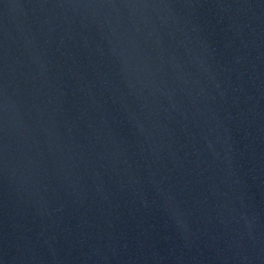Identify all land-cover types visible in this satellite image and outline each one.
<instances>
[{
	"label": "water",
	"instance_id": "obj_1",
	"mask_svg": "<svg viewBox=\"0 0 264 264\" xmlns=\"http://www.w3.org/2000/svg\"><path fill=\"white\" fill-rule=\"evenodd\" d=\"M0 264H264V0H0Z\"/></svg>",
	"mask_w": 264,
	"mask_h": 264
}]
</instances>
